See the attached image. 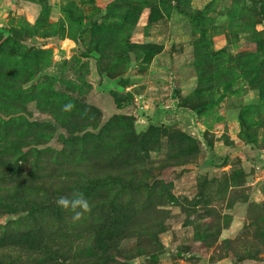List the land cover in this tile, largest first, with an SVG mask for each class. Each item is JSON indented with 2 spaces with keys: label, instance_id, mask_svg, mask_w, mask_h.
Instances as JSON below:
<instances>
[{
  "label": "rangeland",
  "instance_id": "1",
  "mask_svg": "<svg viewBox=\"0 0 264 264\" xmlns=\"http://www.w3.org/2000/svg\"><path fill=\"white\" fill-rule=\"evenodd\" d=\"M0 264H264V0H0Z\"/></svg>",
  "mask_w": 264,
  "mask_h": 264
},
{
  "label": "clouds",
  "instance_id": "2",
  "mask_svg": "<svg viewBox=\"0 0 264 264\" xmlns=\"http://www.w3.org/2000/svg\"><path fill=\"white\" fill-rule=\"evenodd\" d=\"M74 107V105L68 103L63 106V110L71 111ZM56 204L58 207L72 212L71 219L74 223L81 221L92 210L89 200L80 192H74L71 197L60 196Z\"/></svg>",
  "mask_w": 264,
  "mask_h": 264
}]
</instances>
